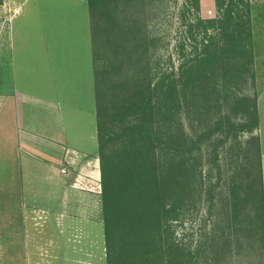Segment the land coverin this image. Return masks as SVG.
I'll return each mask as SVG.
<instances>
[{"label":"trees","instance_id":"obj_1","mask_svg":"<svg viewBox=\"0 0 264 264\" xmlns=\"http://www.w3.org/2000/svg\"><path fill=\"white\" fill-rule=\"evenodd\" d=\"M145 1L87 0L105 263L230 264L232 244L219 220L198 246L180 242L175 228L202 194L215 206L217 184L210 176L214 168L204 180V154L219 174V146L258 128L256 98L216 88L220 79L227 86L250 73L246 65L254 59L256 5L252 0H214L216 17L203 19L200 0H183L179 21L185 39L192 42L190 54L182 55L186 59L177 72L158 73L153 65L157 38L148 30L154 15H146L152 7ZM178 46L182 51L184 44ZM222 97L231 114L246 122L216 118ZM184 111L198 115V132L192 136L181 121ZM219 136L223 139L210 150ZM247 147L242 191L232 188L231 218L247 211L246 235L260 262L264 196L259 140L251 137Z\"/></svg>","mask_w":264,"mask_h":264},{"label":"crops","instance_id":"obj_2","mask_svg":"<svg viewBox=\"0 0 264 264\" xmlns=\"http://www.w3.org/2000/svg\"><path fill=\"white\" fill-rule=\"evenodd\" d=\"M87 8L84 0H31L0 39V162L12 176L0 190V264H28L30 214L58 209L55 220L84 224L101 212Z\"/></svg>","mask_w":264,"mask_h":264},{"label":"rangeland","instance_id":"obj_3","mask_svg":"<svg viewBox=\"0 0 264 264\" xmlns=\"http://www.w3.org/2000/svg\"><path fill=\"white\" fill-rule=\"evenodd\" d=\"M85 2L87 4V0H84ZM30 3L31 0H0V39H4L6 36L5 30L11 25L14 17L22 12V8L24 13L29 12ZM252 3L256 5L252 11L254 59L252 64L246 65L250 73L239 76V79H234L227 86L220 79L216 88L223 93H236L237 97L256 98L257 114L259 111L264 127V0H252ZM182 4L183 0H163L162 2L156 0L153 5L151 0L145 1V6L150 5L152 7L151 10L146 12V15L149 13L154 15L152 22H149L148 30L152 36L157 38L156 48L153 50L154 72L170 73L171 69L177 72L178 67L186 59L182 55L190 54L192 42L185 39V28L182 27L179 21ZM200 6V15L203 19H214L216 17L214 0H200ZM180 43L184 44L182 51L178 46ZM112 61L114 62V58H112ZM240 63L242 64V62ZM241 64L238 67H242ZM251 72L253 78H251ZM228 109L229 103L225 100V97H222L220 109H218L220 114L216 118L231 117L235 123L246 122L241 115L235 116L231 114V109ZM197 116L196 113L188 114L186 111L181 114V121L188 136L198 132ZM248 120L249 118H247ZM259 135L258 116V128L251 134H238L236 140L229 138L221 144L218 148L219 174L216 166L209 163L211 160H208V153L204 154L205 158L202 164L204 180L208 176V170L211 167L214 168L210 176L212 177L211 183L217 184L215 206L211 208L205 194L197 197L195 208L186 212L182 216V221L176 225L175 237L180 242L198 246L204 236L210 232L213 223L217 219L221 222L220 229L223 230L224 236L229 238L232 244L230 264H264L263 260L258 262L253 257L251 242L248 241L249 238L246 235V220L244 217L247 211L239 215L237 219L231 218L232 188L242 191L243 179L241 174H243L242 170L244 169V155L246 151H249L247 142L251 137H256L259 140ZM221 139H223L221 136L213 138L209 149H212L216 143L215 141ZM1 164L0 162V190L3 189L2 185L8 183L12 177L5 175L6 171L1 167ZM236 176H239L237 181ZM96 209L95 212L91 213L92 221L84 224L67 221V218L63 224L61 221L55 220L58 216V209H54L49 218H44L42 214L29 213L32 219L29 218L27 222L28 264H106L101 212L99 208ZM81 210L83 209H70L69 214L71 216L78 215ZM3 251L0 248V260L6 257L3 255ZM10 254L13 258L12 251ZM9 263L13 264L11 261ZM201 264H203L202 261Z\"/></svg>","mask_w":264,"mask_h":264},{"label":"built area","instance_id":"obj_4","mask_svg":"<svg viewBox=\"0 0 264 264\" xmlns=\"http://www.w3.org/2000/svg\"><path fill=\"white\" fill-rule=\"evenodd\" d=\"M62 174H65V171L64 170L62 171Z\"/></svg>","mask_w":264,"mask_h":264}]
</instances>
